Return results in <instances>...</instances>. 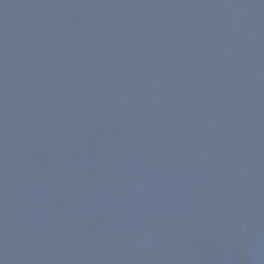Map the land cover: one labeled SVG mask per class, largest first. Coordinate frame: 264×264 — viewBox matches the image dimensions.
Instances as JSON below:
<instances>
[{
  "label": "water",
  "instance_id": "obj_1",
  "mask_svg": "<svg viewBox=\"0 0 264 264\" xmlns=\"http://www.w3.org/2000/svg\"><path fill=\"white\" fill-rule=\"evenodd\" d=\"M0 264H264V0H0Z\"/></svg>",
  "mask_w": 264,
  "mask_h": 264
}]
</instances>
